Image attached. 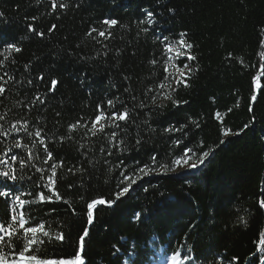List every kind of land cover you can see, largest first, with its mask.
<instances>
[{"label":"trees","instance_id":"trees-1","mask_svg":"<svg viewBox=\"0 0 264 264\" xmlns=\"http://www.w3.org/2000/svg\"><path fill=\"white\" fill-rule=\"evenodd\" d=\"M66 2L67 9L61 10L58 4L53 12L50 0L39 3L37 0H0V12L4 13L0 17V36H3L0 50L10 42L22 48L21 52L12 54L5 70L24 81L18 94L15 88L11 95L5 93L8 99L0 104V113L7 112L12 122L21 117L28 119L32 122L30 129L40 121L53 137L48 146L54 159L64 161L56 177V190L62 199L56 200L53 196V202L26 205L25 212L34 218L30 219V225L43 222L50 234L63 232L65 242H48L44 238L39 252H35L34 246L35 254L49 259L74 256L85 227L86 202L97 198L115 199V194L124 186L118 184L121 171L133 175V168L150 163L153 154L158 162L170 164L171 158L180 155L187 145L196 149L197 155L214 150L201 169L181 175L153 172L137 180L111 207L96 208L95 221L84 246L86 264H155L158 253L166 258L176 252L182 259L194 257L185 264H261L264 253L257 248L264 247L260 244L264 237V208L259 206L264 200V71L258 94L254 79L264 68V0ZM142 9L155 14V25L139 24L146 19V11ZM106 18L120 23L111 29V38L100 37L102 43H98L86 33L92 27L107 28L102 24ZM28 24L37 32H44V37L28 32ZM52 25L56 28L49 32ZM144 28L148 31H143ZM181 33L186 34L185 42L193 47L182 48L186 55L178 60V65L183 68L188 63L195 71L189 75L187 87L177 86L170 78L171 88L166 91H171L172 99L158 96L153 105L151 98L156 93L145 96V92L163 81V66L170 55L165 53L164 46L179 45ZM104 51L108 52L106 57L102 54ZM188 54L196 59L188 60ZM12 59L15 64L10 63ZM152 60L157 63L151 64ZM25 65L29 67L26 69ZM41 74L43 81L37 79ZM124 77L129 80L125 81ZM28 78L32 79V85H27ZM52 79L58 81L55 92L48 91ZM125 88H130L133 95L149 105L137 108L136 115L131 117L135 123H129L126 132L120 133V137H125L127 152L112 148L105 134L85 136L86 129L73 132L71 140L59 142V136L68 135L67 126L81 117V123L88 121L90 126L98 103L119 96L131 109L133 105ZM37 92L45 104L37 102L30 109L13 106L17 100L27 104ZM253 95L255 101L251 99ZM173 100L180 101V106L176 107ZM123 106L117 103L116 109L123 110ZM217 112L223 125L216 117ZM192 120L197 121L198 128ZM181 125H187L183 132L163 131L166 127ZM222 127L238 134L222 136ZM105 132L110 133L111 129L106 128ZM138 138L142 139L139 146L135 144ZM177 138L183 142L175 147L172 142ZM24 139L27 142V137ZM221 139L225 143L221 144ZM11 140L8 137L0 149L6 150ZM80 144L86 148L79 149ZM101 148L111 150L113 155L108 156ZM84 151L87 158L81 155ZM13 153L27 156L23 149H13ZM37 154L41 159L32 163L41 167L43 153ZM73 166L85 171L73 175L68 172ZM152 167L158 168L159 163ZM24 174L32 180L25 179L16 185L20 191L31 193L23 199H36L40 191L46 196L50 194L43 188L41 174L35 168L25 169ZM136 211L142 212L140 221L132 220ZM9 219L8 204L0 198V222ZM15 243L19 251L22 242ZM114 246L119 248L116 256L112 255Z\"/></svg>","mask_w":264,"mask_h":264},{"label":"snow or ice","instance_id":"snow-or-ice-1","mask_svg":"<svg viewBox=\"0 0 264 264\" xmlns=\"http://www.w3.org/2000/svg\"><path fill=\"white\" fill-rule=\"evenodd\" d=\"M40 0H37L39 3ZM51 2V10L55 12L57 10V5L59 4V8L61 10L67 9L69 4L66 0H50ZM79 5H77L78 7ZM141 11H146V19H142L139 21V24H148L149 26L155 25V14L151 11H147L142 9ZM170 13H174L173 9H168ZM4 13L0 12V17H3ZM33 20L36 17H32ZM120 22L116 19H104L102 21L103 25H106L107 28L104 30H98L95 27L90 28V30L86 33L87 36L92 37L97 40L98 43H102L98 38L103 37L105 40L111 38L112 32L111 29L118 25ZM139 26V25H138ZM122 28H127V25H121ZM56 28V25H52L49 29V32L53 31ZM28 32H35L37 36L44 37V32H37L35 27L32 24L27 25ZM143 31H148L147 28L142 29ZM93 33H97L96 36H93ZM186 34L181 33L178 44L180 48L183 49H191L193 47L192 44L186 43L184 40V36ZM3 39V36H0V40ZM167 40V37H164ZM107 48V45H104ZM180 48H177L175 44L168 43L164 46V51L166 54L173 53L176 59H180L186 55L185 52L181 51ZM175 49V52H174ZM22 51L21 47H18L16 43H7L3 45L2 50H0V97H4L3 100H0V104H4V102L8 99V96L5 95L8 92L11 95L12 89L15 88L17 90V94L20 89L24 86L23 80H17L14 74H10L6 69V62L9 61V58L12 57L13 53H19ZM103 56H107L108 52L104 51ZM97 55H100L98 53ZM120 52H116V56H119ZM86 59V58H82ZM188 60H195L196 58L190 54L187 55ZM11 64H15V59L10 61ZM151 64L155 65L157 63L156 60H152ZM26 69L29 65L24 66ZM172 67L174 71L170 72L169 68ZM164 78L163 81L160 82L156 88H148L145 92V96L148 93L155 92L156 94L152 96V104L155 105L156 99L158 96H162L164 99H172L171 91H166V89H170L171 85L168 83L170 78L175 81L176 85L179 86L183 84V86L187 87V80L189 75L195 71L194 68L189 67L188 63H184L183 68H180L179 65L173 63V55H167L164 66ZM261 71H264V68H261ZM37 79L43 81L44 75L41 74L37 77ZM124 80H129L128 77H124ZM256 80L259 81V77H256ZM27 85H32V79L28 78L26 81ZM58 81L56 79H52L51 86L49 87V92H55L56 85ZM81 83H83V79H81ZM8 86V87H6ZM259 86V85H258ZM125 93L129 95V99L132 102V108L130 109L127 106V103L120 100L119 96H116L112 99H107L103 104L98 103L96 108V115L94 119L89 122L85 121L81 123L83 117L78 119L75 123L69 124L67 126V136H59V142H63L65 139L71 140L73 139L72 133L77 130L86 129L85 136L89 133L92 137L97 136L98 134H105L108 144L115 148L120 153H125L128 151L127 145L125 143V137H120V133L126 132L127 125L129 123H135L131 117L136 115L137 108L149 107L143 101H140L137 96L132 94L130 88L124 89ZM174 91V89H173ZM91 94V93H89ZM27 96V93H25ZM252 101L256 100V96L253 95L251 97ZM39 102L40 105L45 104V100L42 99L41 94L37 92L33 99L29 101L27 104L22 100L15 101L14 107H23L26 109H30L35 106ZM123 104V110L116 109V104ZM173 104L176 107L180 106V101L173 100ZM6 106V105H5ZM159 107H162L160 105ZM115 109V110H113ZM251 111V108L249 109ZM11 111V109H9ZM231 111V109H229ZM131 114V115H130ZM57 116L60 113H56ZM217 119H220V113H216ZM254 119V118H253ZM121 122H124L123 126ZM8 124L6 127L5 124ZM32 123L28 119L21 117L20 119L12 122L8 120V113L3 112L0 113V137L4 139L0 140V144H4L8 137H12L11 143L6 144V150L0 149V198H4V202L8 204V211L10 219L7 222H0V264H86L84 260V246L86 242V238L89 237V229L93 226L95 221V210L99 205H105L111 207L116 201L120 200L125 194L129 192L133 185L137 183V180L142 179L144 176H148L149 174L155 172L158 175L168 174L170 172H174L176 168H184L185 173L192 170H198L199 167L205 165V160L210 156L213 149H209L208 151H203L197 155V150L193 147H189L185 145L182 149L180 155L174 156L171 158V163L158 162L156 155L153 154L150 157V163H145L143 166L138 168H133V175H125L123 171L120 172L121 179L118 181L119 185H124L119 192L115 194V199L105 200L103 198L92 199L85 204V211L83 213L85 217V227L82 231V234L78 238L77 242V251L72 257L65 258L61 256L59 259L55 258H41L36 255L35 252L40 251V246L45 243V239L47 238L48 242L53 240L65 242V235L63 232L59 234L53 235L50 234L48 230H45V223L39 222L34 226L30 225V219H34L30 216H26L25 206L32 205L36 203H45V202H53V196H55L56 200H61L59 192L56 190V177L57 170L62 169L64 167L63 159L56 160L53 157V152L49 150V142L52 141L53 137L48 134L45 130V127L42 126L40 121H36L33 123V127L30 129L29 125ZM143 123L147 124V121ZM191 123L195 125V127H199L197 121L192 120ZM221 125H223L222 119H220ZM139 128V125H136ZM187 125H181L179 128L174 126L166 127L163 131L166 133L173 132H183L184 128ZM248 126L245 125V128ZM110 128L111 132L106 133L105 129ZM151 131H155L154 129H150ZM237 135L238 133H232L231 129H227L222 127L221 135ZM55 133H53V136ZM186 135V133H185ZM19 137V138H18ZM25 137H27V142H25ZM118 137H120L118 139ZM142 142L141 138L136 139L135 144L139 146ZM183 142L182 138H177L173 140V146L178 147ZM220 143L223 144L225 141L223 139L220 140ZM202 144V142H201ZM39 145V149L37 146ZM123 145V147H122ZM86 148V145L80 144L79 149L83 150ZM13 149H23L27 156H22L18 153H13ZM90 150V149H89ZM101 151H107V155H113V152L109 149L101 148ZM138 150V148H137ZM38 152L43 153L42 157V166L36 167L35 164L32 163L33 160L41 159V157L37 154ZM11 153V154H10ZM84 158H87V152L84 151L81 153ZM171 155V154H169ZM167 159V157H165ZM51 161V163H49ZM91 163V161H89ZM107 163V161H106ZM138 163V162H136ZM159 163L158 168L152 167V165H156ZM123 164V161H121ZM43 165H47L45 168ZM35 168L36 172H39L41 175L39 180L42 182L43 188L46 189L50 194L45 195L44 191H40L37 194V198L33 200H25L22 197L25 195H31V193H25L20 191L16 185L20 182L27 180H32L31 176H25L24 170L27 168ZM119 167V165H117ZM75 168V171L73 170ZM85 169L82 167H69L68 172L75 175L76 173H83ZM111 171V168H109ZM48 173L45 176V173ZM139 173V175H136ZM182 173H176V175H181ZM135 177V178H133ZM40 185H37L39 187ZM73 185H69V188H72ZM144 191H147L145 188ZM83 200V196L80 197ZM68 203L67 200L64 201ZM259 206L264 208V200L260 201ZM54 211V209H53ZM72 214L76 215L75 209H72ZM142 216L141 211H136L132 217L133 221H140ZM241 222L243 221V217L240 218ZM28 225V226H26ZM120 239H124L121 237ZM22 242L20 246V250H16L15 242ZM260 244L264 246V237H262ZM35 246V252L33 251ZM7 249V251H5ZM191 249H188V252L191 253ZM258 252L264 253V247H258ZM33 253L31 255H27V253ZM119 252V248L114 246V251L112 253L113 256H116ZM194 257L191 255L181 258V254L176 252L172 257V264H185L186 261L193 260ZM238 258H233V261H237ZM261 264H264V257L261 258Z\"/></svg>","mask_w":264,"mask_h":264},{"label":"rangeland","instance_id":"rangeland-1","mask_svg":"<svg viewBox=\"0 0 264 264\" xmlns=\"http://www.w3.org/2000/svg\"><path fill=\"white\" fill-rule=\"evenodd\" d=\"M176 47L177 48H180L179 45H177ZM180 50L183 51L182 48H180ZM174 52H175V49H174ZM169 54L170 55H173V63L178 65V60L179 59H176L173 53H169ZM169 71L172 72V71H174V69L172 67H170L169 68ZM196 171H198V170H192V171H188L186 173H195ZM174 173L175 174L176 173L186 174L184 168H176L175 171H174ZM162 256L163 255L161 253H158V256L156 257L157 258V261H156L155 264H172V262H168V258H163Z\"/></svg>","mask_w":264,"mask_h":264},{"label":"water","instance_id":"water-1","mask_svg":"<svg viewBox=\"0 0 264 264\" xmlns=\"http://www.w3.org/2000/svg\"><path fill=\"white\" fill-rule=\"evenodd\" d=\"M262 75H263V71H261L260 70V73L257 75V76H259V78H260V85H259V87L258 88H255V92H256V94H258V92H259V90H260V88H261V77H262ZM256 76V77H257ZM256 77H255V79H256ZM255 79H254V81H255ZM255 85V84H254ZM202 167V166H201ZM201 167L199 168V169H201ZM198 169V170H199ZM98 207V206H97Z\"/></svg>","mask_w":264,"mask_h":264},{"label":"bare ground","instance_id":"bare-ground-1","mask_svg":"<svg viewBox=\"0 0 264 264\" xmlns=\"http://www.w3.org/2000/svg\"><path fill=\"white\" fill-rule=\"evenodd\" d=\"M257 77H259V76H257ZM258 85H260V78H259V81H257V80L255 79V88H258V87H259ZM168 260H169V262H172L171 257L168 258Z\"/></svg>","mask_w":264,"mask_h":264}]
</instances>
